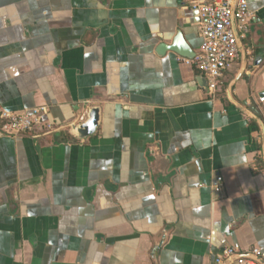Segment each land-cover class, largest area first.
I'll use <instances>...</instances> for the list:
<instances>
[{"label": "crops", "instance_id": "obj_1", "mask_svg": "<svg viewBox=\"0 0 264 264\" xmlns=\"http://www.w3.org/2000/svg\"><path fill=\"white\" fill-rule=\"evenodd\" d=\"M193 0H0V264H215L264 253V0L216 94ZM101 109L96 136L73 126ZM222 180V189L215 186Z\"/></svg>", "mask_w": 264, "mask_h": 264}, {"label": "built area", "instance_id": "obj_2", "mask_svg": "<svg viewBox=\"0 0 264 264\" xmlns=\"http://www.w3.org/2000/svg\"><path fill=\"white\" fill-rule=\"evenodd\" d=\"M250 0H193L191 7L199 15V31L203 41L201 51L191 61L207 80L211 94L220 88L225 73L240 59L241 45L249 34L253 13ZM235 9V12H234ZM264 103V96L260 98ZM45 107L22 112H3L0 120L5 136L17 138L26 134H46L61 129L47 119ZM215 186L222 189V180ZM264 253L258 249L244 253L239 245L225 248L216 258L215 264H262Z\"/></svg>", "mask_w": 264, "mask_h": 264}, {"label": "water", "instance_id": "obj_3", "mask_svg": "<svg viewBox=\"0 0 264 264\" xmlns=\"http://www.w3.org/2000/svg\"><path fill=\"white\" fill-rule=\"evenodd\" d=\"M235 12V9H234ZM243 41H240V45L242 47ZM160 51H172L181 55L184 58L193 60L196 57V53H194L191 48L185 43L181 34H179L176 39L173 41L171 45H162L160 47ZM200 81L204 86H207V80L202 77ZM101 121V109L98 107L92 108L88 115V119L78 125L73 126L72 130L74 132V136L79 141H85L93 138L97 135L99 126ZM264 264V262L262 263Z\"/></svg>", "mask_w": 264, "mask_h": 264}]
</instances>
